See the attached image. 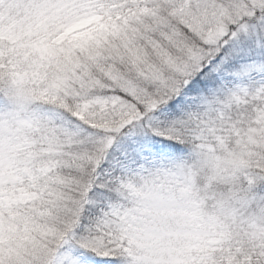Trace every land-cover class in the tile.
Here are the masks:
<instances>
[{
	"label": "snow or ice",
	"instance_id": "snow-or-ice-1",
	"mask_svg": "<svg viewBox=\"0 0 264 264\" xmlns=\"http://www.w3.org/2000/svg\"><path fill=\"white\" fill-rule=\"evenodd\" d=\"M0 264H264V0H0Z\"/></svg>",
	"mask_w": 264,
	"mask_h": 264
}]
</instances>
